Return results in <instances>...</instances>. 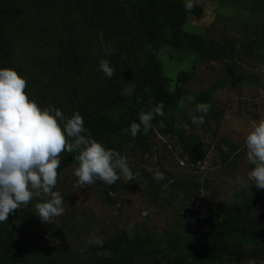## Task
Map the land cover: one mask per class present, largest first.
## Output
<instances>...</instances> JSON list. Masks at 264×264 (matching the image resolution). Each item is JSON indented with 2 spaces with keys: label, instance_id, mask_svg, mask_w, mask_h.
<instances>
[{
  "label": "rangeland",
  "instance_id": "1",
  "mask_svg": "<svg viewBox=\"0 0 264 264\" xmlns=\"http://www.w3.org/2000/svg\"><path fill=\"white\" fill-rule=\"evenodd\" d=\"M128 1L0 0V68L17 70L41 107L70 118L79 103L81 111L119 118L121 93L143 70L140 29ZM156 1L163 18L194 37L164 46L159 57L166 91H181L184 102L152 124L143 141L123 135L114 150L127 157L130 181L122 176L112 186L98 180L77 188L76 161L58 176L54 191L63 195L65 211L55 223L35 214L42 198L19 209L15 236L27 254L23 264H99L109 255L107 244L129 224L139 234L193 237L190 257L264 264V189L235 184L237 177L252 183L245 139L264 120V0H192L191 11L185 0ZM101 60L115 69L111 79L98 70ZM97 83L105 87L101 103ZM85 89L96 92L93 104L81 99ZM205 94L212 113L204 125H193L189 113ZM156 171L166 179L157 182ZM232 212L245 213L242 230L208 244L206 233ZM96 237L104 246L87 247ZM135 264L193 263L154 254Z\"/></svg>",
  "mask_w": 264,
  "mask_h": 264
},
{
  "label": "clouds",
  "instance_id": "2",
  "mask_svg": "<svg viewBox=\"0 0 264 264\" xmlns=\"http://www.w3.org/2000/svg\"><path fill=\"white\" fill-rule=\"evenodd\" d=\"M193 7L192 0H185L186 11ZM98 70L109 79L115 73L108 60H101ZM26 88L27 81L17 70L0 68V224L15 210L26 208L34 198L43 199L35 205V214L42 222H54V218L64 214L65 199L59 191H54L62 153L79 152L75 157L78 167L74 171L77 188L95 184L98 180L112 186L122 176L129 181L132 179L127 157L94 140L79 112L69 118L53 106L41 107L26 94ZM134 92L135 85H129L121 94L132 96ZM211 107L207 102L197 103L189 113L192 124L204 125ZM163 109V103H158L141 112L139 122L133 121L125 132L130 131L133 139L141 132L147 135L153 127L152 121L165 115ZM245 144L247 162L253 166L247 179L252 183L249 185L237 177V189H250L253 184L264 189V120L254 125ZM153 178L157 182L166 179L160 171H156ZM232 194L229 191L228 195ZM133 228V224L128 225L129 234ZM93 245L103 247L104 240L96 237L86 246Z\"/></svg>",
  "mask_w": 264,
  "mask_h": 264
},
{
  "label": "trees",
  "instance_id": "3",
  "mask_svg": "<svg viewBox=\"0 0 264 264\" xmlns=\"http://www.w3.org/2000/svg\"><path fill=\"white\" fill-rule=\"evenodd\" d=\"M128 6L131 8L136 22L140 29L141 55L143 62V70L141 78L137 75V80L130 85H135V92L132 96H125L119 99L123 106V114L117 119H107L96 111L87 112L80 110L74 106V113L79 112L85 122V127L89 130L91 137L99 136L113 149H116L123 135L131 136L130 131L125 129L130 127L133 121L139 122V114L147 111L158 103L164 105V116H157L152 124H160L167 120L168 115L177 109L183 102L184 98L181 91L174 94L166 91V80L162 72V64L159 59L164 46L170 45L179 47L185 43H190L194 37L191 34L178 29L174 23L168 18H163L156 0H129ZM183 11V6L180 5ZM97 90H100L99 103L105 99V87L96 84ZM129 86V85H128ZM96 92L91 89H85L81 99L84 98L88 102L94 101ZM207 95H201L197 98V103L207 102ZM81 99H78L81 101ZM93 104V102L91 103ZM81 108V107H80ZM212 111L210 110L209 114ZM142 132L135 139L143 141ZM79 152L71 154L65 152L60 156L61 165L58 168V176L77 160L76 156ZM255 199V196H253ZM250 199L247 203H251ZM19 209L10 214L8 219L0 224V252L1 260L4 264H23L27 259L26 251L20 247L16 239V223L15 217ZM245 213L232 212L228 214L220 223L211 228L205 235V241L211 245H219L222 240L218 236L232 235L242 230L245 221ZM197 244V241L190 236L181 234H172L168 236L155 237L152 234H139L128 231L122 232L119 236L111 240L105 250L109 255L101 257L99 264H135V262L148 255H174L177 261L181 263L193 264H216V258L207 260L203 256H189L190 250ZM222 263V261H220Z\"/></svg>",
  "mask_w": 264,
  "mask_h": 264
}]
</instances>
